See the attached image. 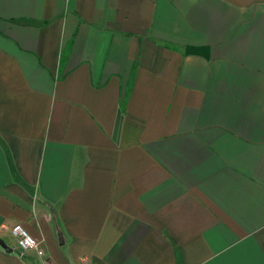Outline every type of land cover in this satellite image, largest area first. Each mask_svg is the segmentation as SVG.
Segmentation results:
<instances>
[{"label":"crops","instance_id":"obj_1","mask_svg":"<svg viewBox=\"0 0 264 264\" xmlns=\"http://www.w3.org/2000/svg\"><path fill=\"white\" fill-rule=\"evenodd\" d=\"M0 240L264 264V0H0Z\"/></svg>","mask_w":264,"mask_h":264},{"label":"built area","instance_id":"obj_2","mask_svg":"<svg viewBox=\"0 0 264 264\" xmlns=\"http://www.w3.org/2000/svg\"><path fill=\"white\" fill-rule=\"evenodd\" d=\"M10 232L16 241L20 255L38 249L37 240L31 236L21 224L16 223L11 226Z\"/></svg>","mask_w":264,"mask_h":264},{"label":"water","instance_id":"obj_3","mask_svg":"<svg viewBox=\"0 0 264 264\" xmlns=\"http://www.w3.org/2000/svg\"><path fill=\"white\" fill-rule=\"evenodd\" d=\"M0 245L7 251H10V248L3 242L0 240Z\"/></svg>","mask_w":264,"mask_h":264}]
</instances>
